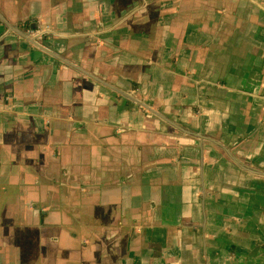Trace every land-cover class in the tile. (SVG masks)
Wrapping results in <instances>:
<instances>
[{
	"label": "crops",
	"instance_id": "obj_1",
	"mask_svg": "<svg viewBox=\"0 0 264 264\" xmlns=\"http://www.w3.org/2000/svg\"><path fill=\"white\" fill-rule=\"evenodd\" d=\"M0 264H264V0H0Z\"/></svg>",
	"mask_w": 264,
	"mask_h": 264
},
{
	"label": "rangeland",
	"instance_id": "obj_2",
	"mask_svg": "<svg viewBox=\"0 0 264 264\" xmlns=\"http://www.w3.org/2000/svg\"><path fill=\"white\" fill-rule=\"evenodd\" d=\"M26 24L28 25H34V28L32 29V31H34V36L37 35L39 37H43L45 38L46 36H49L50 34L53 33L54 31V27L51 26L50 24H46L44 22H42L40 19H34V21H30V22H26ZM25 26V25H24ZM47 31L48 33L46 34H41L39 31L41 30ZM31 31V30H29Z\"/></svg>",
	"mask_w": 264,
	"mask_h": 264
},
{
	"label": "trees",
	"instance_id": "obj_3",
	"mask_svg": "<svg viewBox=\"0 0 264 264\" xmlns=\"http://www.w3.org/2000/svg\"><path fill=\"white\" fill-rule=\"evenodd\" d=\"M28 29H29V30H30V29H33L32 25H29V26H28Z\"/></svg>",
	"mask_w": 264,
	"mask_h": 264
}]
</instances>
